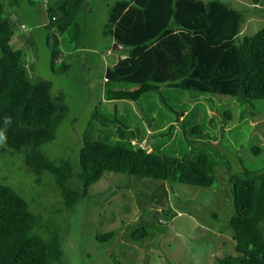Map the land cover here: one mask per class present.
<instances>
[{
	"label": "rangeland",
	"instance_id": "1",
	"mask_svg": "<svg viewBox=\"0 0 264 264\" xmlns=\"http://www.w3.org/2000/svg\"><path fill=\"white\" fill-rule=\"evenodd\" d=\"M1 1L0 18L12 21V48L23 52L29 80L50 83L53 96L63 98L69 109L56 138L42 149L52 160L78 166L84 139L112 143L125 134L147 144L149 152L194 160L204 153L216 169L217 181L208 188L105 173L91 184L89 196L69 210L52 174L28 172L23 154L0 145V182L17 191L44 226L60 235L63 262L219 264V259L237 255L229 225L235 209L231 178L244 169L264 172V101L253 107L236 100L222 103L210 94L197 96L165 85L163 98L148 92L138 103L107 101L106 71L129 55L128 48L112 49L110 17L127 0H87L77 18L83 37L74 38L70 27L57 47L55 64L47 45V11L50 7L60 18V0ZM223 2L249 12L242 35L264 27V0L257 5L252 0ZM142 225L149 235L134 241V231ZM111 231L113 240L99 242L97 236Z\"/></svg>",
	"mask_w": 264,
	"mask_h": 264
},
{
	"label": "trees",
	"instance_id": "2",
	"mask_svg": "<svg viewBox=\"0 0 264 264\" xmlns=\"http://www.w3.org/2000/svg\"><path fill=\"white\" fill-rule=\"evenodd\" d=\"M261 1L252 0L254 5ZM86 4L87 0H60V18L48 8L46 28L51 34L47 45L53 64L60 57L57 47L61 38L70 27L74 38L83 37L77 18ZM3 11L0 0V16ZM248 16V11L234 9L223 0L119 2L111 13L109 33L116 44L129 49V55L107 69L105 100L138 103L148 92L163 98L165 85L197 96L210 94L222 103L236 100L242 106H252L264 101V27L242 35ZM15 35L12 21L0 18V129L5 131L4 145L23 154L28 172L54 176L67 209L87 198L91 184L105 173L201 188L215 184L216 169L208 155L200 154L194 160L154 149L149 152L133 145L134 138L125 134L112 143L84 139L78 166L65 160L56 163L42 149L56 138L69 109L63 98L53 96L50 83L29 80L23 52L10 44ZM5 118L11 119L6 128ZM130 132L133 136L134 131ZM231 179L235 209L229 225L237 255L218 262L264 264V172L244 169ZM74 181L77 188L72 186ZM43 223L17 191L0 182V264H65L60 235L51 233ZM148 235L142 225L132 239L143 240ZM114 236L111 231L97 239L110 242Z\"/></svg>",
	"mask_w": 264,
	"mask_h": 264
},
{
	"label": "clouds",
	"instance_id": "3",
	"mask_svg": "<svg viewBox=\"0 0 264 264\" xmlns=\"http://www.w3.org/2000/svg\"><path fill=\"white\" fill-rule=\"evenodd\" d=\"M5 128L11 123V119L10 118H5L3 121ZM6 141V135H5V131L3 129H0V145L4 144Z\"/></svg>",
	"mask_w": 264,
	"mask_h": 264
},
{
	"label": "built area",
	"instance_id": "4",
	"mask_svg": "<svg viewBox=\"0 0 264 264\" xmlns=\"http://www.w3.org/2000/svg\"><path fill=\"white\" fill-rule=\"evenodd\" d=\"M132 144L133 145H138L139 147H141V148H147V144H145V143H143V142H137V141H132Z\"/></svg>",
	"mask_w": 264,
	"mask_h": 264
},
{
	"label": "water",
	"instance_id": "5",
	"mask_svg": "<svg viewBox=\"0 0 264 264\" xmlns=\"http://www.w3.org/2000/svg\"><path fill=\"white\" fill-rule=\"evenodd\" d=\"M122 48H124L122 45H118V44L114 43L112 49H113V50H120V49H122Z\"/></svg>",
	"mask_w": 264,
	"mask_h": 264
},
{
	"label": "crops",
	"instance_id": "6",
	"mask_svg": "<svg viewBox=\"0 0 264 264\" xmlns=\"http://www.w3.org/2000/svg\"><path fill=\"white\" fill-rule=\"evenodd\" d=\"M12 40H13V39H12ZM12 40H11V43H10V44H11V46H12ZM113 41H114V40H113ZM16 50H17V49H16ZM119 58H120V57H119ZM180 118H183V117H180ZM149 128H151V127H149ZM149 133H150V134H152V133H153L151 129L149 130Z\"/></svg>",
	"mask_w": 264,
	"mask_h": 264
}]
</instances>
